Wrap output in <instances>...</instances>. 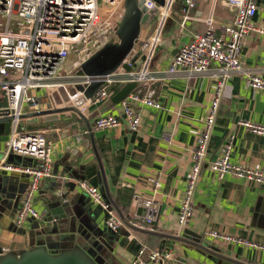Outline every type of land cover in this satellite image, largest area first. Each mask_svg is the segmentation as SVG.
<instances>
[{"label": "crops", "instance_id": "obj_1", "mask_svg": "<svg viewBox=\"0 0 264 264\" xmlns=\"http://www.w3.org/2000/svg\"><path fill=\"white\" fill-rule=\"evenodd\" d=\"M183 2L173 3L164 20L160 10L153 12L150 22L142 29V39L160 32L151 63L153 72L165 71L180 47L194 34L211 31L219 35L222 27L234 18L233 8L223 0H196L195 8L188 14L190 18L183 22ZM209 20L212 27L206 24ZM253 23L257 29L264 30V0H257ZM139 63L134 64L135 70L141 67ZM240 63L250 73L264 76V36L253 33L243 42ZM216 67L212 65L203 76L187 78L179 72L154 83L153 98L161 108L154 110L136 104L133 108L140 116L136 132L126 127L105 131L92 128L98 116H121L120 104H113L118 87L109 90L108 97L82 117L46 115L21 120L20 132H41L53 143L52 177L41 182L35 199L41 219L17 228L14 219L28 178L0 172V248L4 253L29 250L43 242L60 220L50 213L49 202L53 197L72 205L77 220L83 224L82 231L110 264H132L139 242L170 251L171 264H230L162 236L139 233L145 237L131 229L134 238L125 229L111 232L105 225V213L75 185V181H81L98 188L105 201L113 200L127 221L144 217L141 203L154 197L159 213L152 231L163 236H179L182 230L176 224L178 201L190 174L192 151L214 96ZM136 90L141 95L146 93L144 86ZM41 94H36L37 105L26 112L48 109L50 100ZM240 122L264 124V92L248 88L244 78L233 76L224 88L193 197V220L186 229L199 235L200 243L214 252L239 263L264 264L263 252L207 236V233H219L264 246V185L231 176L218 180L207 168L209 162L221 156L225 141L232 137L230 163L264 174V136L247 132L238 125ZM5 145L6 142L0 141V151ZM9 162L22 167L36 165L33 160L18 156H11Z\"/></svg>", "mask_w": 264, "mask_h": 264}, {"label": "built area", "instance_id": "obj_2", "mask_svg": "<svg viewBox=\"0 0 264 264\" xmlns=\"http://www.w3.org/2000/svg\"><path fill=\"white\" fill-rule=\"evenodd\" d=\"M140 1L147 11L157 8L151 0ZM173 1L165 0L166 7L158 9L163 20ZM223 1L233 8L234 18L222 27L219 35L211 31L207 34H194L188 43L180 47L170 66L160 73L151 71L160 32L145 39H142L141 35L137 49L125 60L130 71L121 67L117 72L101 77L102 86L91 99L85 100L83 89L89 85L90 79L74 77L73 73L92 52L109 41L117 40L115 31L124 14V0H0V20L5 18L4 23L0 22V92L4 93L5 100V106L0 109V118H13L8 140L0 151V172L22 174L28 178L21 207L14 219L17 228L25 227L27 222L32 220L41 219V214L34 205L35 199L39 194L41 182L52 177L53 143L41 132L18 131L19 117L26 112L23 107H35L38 101L37 93H42L44 98L52 100L55 94L60 95L61 90L68 93V90L72 89L73 94L69 95V102L75 104L79 101L76 108L84 115L89 108L104 101L109 95V90L113 88L121 89L130 82L136 83L137 87L144 86V95L134 91L120 103V117L98 116L92 123L94 131L126 127L129 131L136 132L140 124V116L133 108L136 104L154 110L161 108L153 98L154 83L166 80L164 77L168 79L179 72L187 78L203 76L216 64L213 72L217 81L214 96L192 151L190 174L178 201L176 224L180 230L187 228L193 220V197L227 82L233 76H239L245 79L248 88L264 92V76L250 73L240 63L243 42L253 33L264 36V30L257 29L253 23L257 0ZM195 6L196 0H184L183 22L190 18L188 14ZM206 24L212 27L211 20ZM71 56L75 57V65L64 74V66ZM132 58H135L133 63ZM137 62H140L141 67L135 70L134 64ZM238 125L251 134L264 136V124L240 122ZM231 148L232 137H229L225 141L221 156L209 162L207 168L218 180L231 176L264 185L262 172L230 163ZM11 156L29 158L36 165H13L9 162ZM75 185L105 213V225L111 232L117 233L125 229L134 238L132 231L105 201L98 188L81 181H75ZM141 206L145 209L144 217L135 218L128 223L134 228L153 230L159 213L154 197L143 201ZM207 236L264 253L263 245L219 233H207ZM171 260L170 251L152 248L144 242H139L132 264H171Z\"/></svg>", "mask_w": 264, "mask_h": 264}, {"label": "water", "instance_id": "obj_3", "mask_svg": "<svg viewBox=\"0 0 264 264\" xmlns=\"http://www.w3.org/2000/svg\"><path fill=\"white\" fill-rule=\"evenodd\" d=\"M151 1L157 7L153 11H147L140 0H124V14L115 31L117 41H109L101 48L92 52L89 58L79 65L76 75L73 74L77 78L87 77L90 79L89 85L83 89V98L85 100L91 99L102 86L101 77L111 75L121 67L130 71V67L125 63V60L137 49V42L141 36L143 27L150 22L153 12L159 8L166 7L165 0ZM72 57L75 58L74 56ZM134 61L135 58H132L131 63ZM136 89V83L130 82L125 84L114 96L113 104H120ZM66 94L67 98L64 99L61 97L60 91V95L55 94L53 99L50 100L47 110L25 112V114L19 117V121L31 120L46 115L64 116L68 114L73 116V118L76 116L82 117L83 114L76 108L79 101L75 104L69 102V95H72L73 92H66ZM56 98L59 101H56ZM4 106V93L0 92V109ZM12 121L13 118L11 117L0 118V141L6 142L8 140ZM20 128L22 126L19 122L18 131L22 130ZM49 204L51 216L59 218L60 223L58 221V224L54 225V229L44 236L43 242L36 243L29 250L6 254L0 248V264H110L106 256L100 252V248L91 240L90 236L82 231V228H84L83 224L77 220L75 211L69 202L60 203L54 200L53 197H50ZM109 204L114 208L121 221L132 231L149 236L158 235L167 240L184 243L199 252L214 256L216 259L230 264H244L210 250L202 242L200 243L199 235L193 234L187 229H183L179 236H163L152 230L134 228L128 223L110 198Z\"/></svg>", "mask_w": 264, "mask_h": 264}, {"label": "rangeland", "instance_id": "obj_4", "mask_svg": "<svg viewBox=\"0 0 264 264\" xmlns=\"http://www.w3.org/2000/svg\"><path fill=\"white\" fill-rule=\"evenodd\" d=\"M176 1H177V0H174L173 3L175 4ZM0 22H1V23H4V22H5V18L2 17V20H0ZM116 41H117V40H115V41H113V42H116ZM74 65H75V58L72 57L71 59H68L67 62H66V64H65V66H64L65 69L63 68V69H64L63 73H64V74H67V73L69 72L70 68H72ZM77 70H78V69H76L75 72L73 73L74 75H76ZM68 92L72 93L73 90H72V89H69ZM61 97H63L64 99L67 98V94H66V92L63 91V90H61ZM58 98H59V97H58ZM58 98H56V101H59ZM23 110H24V111L28 110V107H27V106H24V107H23ZM68 116H70V115H68ZM23 251H26V250H23ZM23 251H20V252H23ZM5 253H6V254H12V253H17V252H5ZM18 253H19V252H18Z\"/></svg>", "mask_w": 264, "mask_h": 264}, {"label": "trees", "instance_id": "obj_5", "mask_svg": "<svg viewBox=\"0 0 264 264\" xmlns=\"http://www.w3.org/2000/svg\"><path fill=\"white\" fill-rule=\"evenodd\" d=\"M135 92H137V90L135 91ZM141 92H143V89L141 88ZM137 234H139V233H137ZM139 235H142V234H139ZM142 236H145V235H142ZM146 237V236H145Z\"/></svg>", "mask_w": 264, "mask_h": 264}, {"label": "clouds", "instance_id": "obj_6", "mask_svg": "<svg viewBox=\"0 0 264 264\" xmlns=\"http://www.w3.org/2000/svg\"><path fill=\"white\" fill-rule=\"evenodd\" d=\"M70 58H71V57H70ZM70 58H69V59H70ZM3 252H4V251H3Z\"/></svg>", "mask_w": 264, "mask_h": 264}]
</instances>
